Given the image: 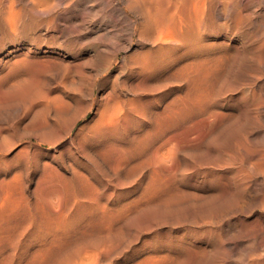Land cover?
Returning a JSON list of instances; mask_svg holds the SVG:
<instances>
[{"label": "rangeland", "instance_id": "obj_1", "mask_svg": "<svg viewBox=\"0 0 264 264\" xmlns=\"http://www.w3.org/2000/svg\"><path fill=\"white\" fill-rule=\"evenodd\" d=\"M259 19L253 20L254 27L260 24ZM98 40L87 35L76 45V52L67 55L66 79L63 68L55 69L47 78L46 108L35 106L23 111L2 100L0 94V264H147L148 259L154 264H228L250 235L256 237L257 250L264 253L260 238L264 198L254 199L264 180L255 177L260 170L259 164L252 162L255 158L242 152L247 143L249 150L256 147L246 141L248 137L264 143V113L260 111L264 105L250 104L255 96L247 91L245 82L249 76L245 74L253 71L251 61H257L253 55L237 62L215 87L210 105L205 106L190 97L185 83L174 90L169 73L126 80L118 90L129 88L121 93L133 98L134 106L125 107L126 120L116 125L107 145L81 139L89 133L94 110L79 117L69 131L66 119L49 123L42 133L56 140L48 149L38 148L36 137L27 135L31 118L55 115L74 94L80 96L82 92L76 112L82 113L87 107L91 97L86 81L101 65L94 71L85 56L93 53ZM129 52L131 49H121L117 56L122 58ZM242 64L250 65L240 70ZM167 78L171 79L168 84ZM20 114L24 116L17 121ZM78 126L86 129L75 135ZM106 146L110 150L107 147L106 151ZM13 173L14 179L8 182ZM242 175L245 181L240 180ZM246 222L255 224L254 230L246 231Z\"/></svg>", "mask_w": 264, "mask_h": 264}, {"label": "bare ground", "instance_id": "obj_2", "mask_svg": "<svg viewBox=\"0 0 264 264\" xmlns=\"http://www.w3.org/2000/svg\"><path fill=\"white\" fill-rule=\"evenodd\" d=\"M112 15L115 17H109ZM257 18H260V24L254 27L253 20ZM97 20L98 22H96ZM85 22L88 25H84ZM90 34L96 36L99 40L93 47V53L89 52L86 54V63L92 69L94 68V71H97V67L101 65L100 70L94 77H91V74L89 78L86 77L88 81L85 80L88 83L86 84L87 94L91 97V100L88 105H85L87 107L82 113H77L76 110L79 107L78 104H80L82 92L78 94L80 96L74 94L69 98L73 101L74 105H72L71 100L63 102L65 106H61L63 108L57 111L55 115L50 116L51 118L48 115L49 118L46 117L45 114L31 118L30 126L26 133L28 136L34 135L36 137L34 139L40 149H48L54 144V140H56L48 136L46 138L42 133L45 127L49 126V123L52 122L53 124L66 119L69 121V131L79 117L93 110L94 115L91 118V127L87 129L89 133L83 134L84 136H81V139L91 144L101 141H104L106 144L109 135L113 132L116 125L126 118L128 109L126 110L125 107L132 104L134 106L133 98H126L125 94L123 96L121 93L126 87L122 91L120 90L121 88L118 90V87L123 88L126 80H138L149 73L171 74L172 80H170L174 90L185 83L190 97L196 98L198 102L205 106L210 105L212 102L211 94L215 91V87L229 75L237 62L243 57L246 58V55H253L257 58V61L253 60L256 58L252 59L251 63L253 62L254 66L252 64V66L245 64L246 68L247 65L253 68L252 72H247L246 74L247 69L245 72V69L243 70L245 75H249L245 76V78L247 77V81L245 82L247 84V91L255 96V99H251L252 102L250 104L264 105V0H0V94L4 97H1L2 100L5 99V102L11 103L17 108H22L23 111L35 106L45 107L48 103L47 100H49L47 95L48 88L45 87V83L49 81L47 78L51 76L55 69L58 70L60 68L64 69H62L63 78L66 77L69 70L68 66H66L68 65L66 61L67 55L69 56L76 52V45L80 43L83 37L90 36ZM121 49H131V52L127 56L119 58L117 54ZM80 52L81 48L79 47L78 53ZM119 61L121 62L119 64L120 69L117 66L120 63ZM78 63V61L75 62L76 65ZM245 65L243 67L239 66L240 70ZM150 76L152 77V75ZM242 76H240L241 79H243ZM153 78H155V74ZM167 80L166 82L165 79V83H170L168 78ZM78 83H75L77 87L79 86ZM140 84L137 86H140ZM148 84L151 83L149 82ZM161 85L158 82V86ZM72 86L74 87V85ZM73 87L71 89L76 88ZM81 89L79 91H82ZM97 90L99 91V95H97ZM127 90H124V93ZM180 98L182 97L180 96ZM177 100H175L176 102L173 100L175 104L179 101ZM180 103L182 104L183 102ZM197 104L203 107L201 104ZM172 107L175 106L172 105ZM259 108L257 107V109ZM260 111L264 113V111ZM227 114L225 113V115ZM23 116L24 114L18 115L17 121H20ZM130 116H132V113ZM218 116L220 117V115ZM80 126H78L79 129H76L75 135L81 131L83 126ZM192 129L195 130L196 128ZM256 133L257 131L255 135ZM244 135L246 137V133ZM77 137L79 138V136ZM111 140L109 141L111 142ZM246 141L254 144L256 147H252L254 149L249 150L248 148L251 146L247 148L246 146L249 144ZM246 141L247 145L245 147L242 146V152L249 158H255L252 162L258 163L260 168V170L256 171L255 177L264 180V143L253 137H248ZM78 142L77 145L79 146ZM80 144H83V142H80ZM105 144L103 145L105 146ZM110 144H113V141ZM110 144L108 145L112 146ZM103 145L102 147H104ZM113 146L115 147L116 145L113 144ZM107 147L106 151L111 148L108 147L107 149ZM102 149L104 150L105 148ZM230 163L232 164V162ZM243 175L239 176L240 180L246 179ZM14 177L15 174L13 173L6 180L10 182ZM247 182L244 183L247 185ZM249 186L253 185L250 184ZM261 187V191L255 190L256 193L254 192V199L256 201L264 198V185H261ZM150 192L151 190L148 192V195ZM254 193L251 192V194ZM148 195H146L147 199L150 196ZM241 197L238 199H242ZM245 199L243 198L242 200L247 201ZM147 203L145 206H147ZM1 204L3 205V202ZM248 223L246 222L244 226L246 231L252 230L255 225ZM260 228H264V226ZM242 234L239 235L242 236ZM252 235L254 234L252 233ZM255 238L250 235L245 239L243 248L241 247L242 250H234V256H232L233 258L231 257V261L228 260V262L230 261L228 264H264V253L257 250ZM260 238L264 240V229H262ZM162 258L159 261H162ZM147 261L150 262V259ZM151 262L150 264H154Z\"/></svg>", "mask_w": 264, "mask_h": 264}]
</instances>
